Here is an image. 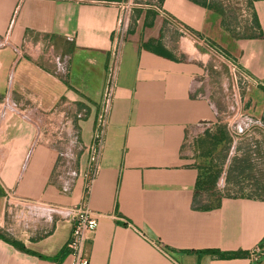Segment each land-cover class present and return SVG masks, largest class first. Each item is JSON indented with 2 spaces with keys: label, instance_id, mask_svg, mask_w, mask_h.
<instances>
[{
  "label": "crops",
  "instance_id": "0c3cea01",
  "mask_svg": "<svg viewBox=\"0 0 264 264\" xmlns=\"http://www.w3.org/2000/svg\"><path fill=\"white\" fill-rule=\"evenodd\" d=\"M124 1L0 0V264H70L67 214L84 199L86 147L116 39V4ZM149 2L130 11L87 196L99 218L84 256L88 264H264V156L254 158L264 144L250 146L253 185L240 186L236 161L228 186L240 194H218L211 168L233 113L224 66L202 43L250 76L240 115L258 140L264 0H244L241 26H228L215 0ZM241 141L226 146L240 149ZM209 174L212 189L196 192ZM255 247L263 250L258 262L249 255Z\"/></svg>",
  "mask_w": 264,
  "mask_h": 264
},
{
  "label": "built area",
  "instance_id": "2783aa9c",
  "mask_svg": "<svg viewBox=\"0 0 264 264\" xmlns=\"http://www.w3.org/2000/svg\"><path fill=\"white\" fill-rule=\"evenodd\" d=\"M116 5L119 9L117 26L115 29L116 39L106 70L105 84L100 101V109L96 117L95 127L92 133V140L89 146L86 147L88 152V161L86 170L83 174L85 183L84 199L79 205L72 207L67 214L68 220L71 222L72 227L70 240L68 243L70 264H88V259L84 256V245L89 240L90 236L95 233L99 218V214L94 213L89 209L87 196L90 186L99 171V161L102 154L104 136L108 128L112 104L115 96L120 51L128 28L130 11L133 8L131 0L124 1ZM160 13L163 14L161 10ZM164 17L170 26L176 28L183 35L191 36L194 39H199L197 35L192 33V31H190L181 23L169 16L164 15ZM202 43L206 47H209L215 53L218 59H220L227 67L230 82L228 100L230 109L233 113V127L231 128V133L234 137H238L254 125L250 119L240 115L242 94L245 86L251 81V78L240 68L236 60L229 57L216 45L210 43L207 40H202ZM237 118H240V121H236ZM262 252L263 250L261 247H255L249 252V255L255 262H258L262 256Z\"/></svg>",
  "mask_w": 264,
  "mask_h": 264
},
{
  "label": "rangeland",
  "instance_id": "374dc122",
  "mask_svg": "<svg viewBox=\"0 0 264 264\" xmlns=\"http://www.w3.org/2000/svg\"><path fill=\"white\" fill-rule=\"evenodd\" d=\"M132 4H146L149 5L151 4V2H149V0H131ZM215 2L218 3V6L223 10V16H224V20L227 22L228 26L229 24H233V25H245L246 24V11L244 8V0H215ZM221 64L224 66L225 69V73H226V78L228 81V86L230 89V82H229V77H228V70L227 67L224 65V63L218 59ZM232 116V115H231ZM230 122H226L225 120L222 122V134H225L228 138V142H231L234 140H239L241 139V143L239 144V148L240 149H235L232 150L231 149V145L229 146H225L224 147H218V152L217 154H215L214 156V162L212 164V172L219 173L218 176V181H217V188H218V194L220 195H227L229 197H237L240 193H238V190L234 189L233 186H228L231 183V180H229L231 178V175L234 176V174L231 173V171H233L231 169V165H234L233 162L238 161L241 169L240 171L243 174L244 180L240 181V186L243 188H246L250 185H253L254 180L253 178L248 180L246 177H250L253 175V171H247L249 170L252 166V162L250 161L249 155L250 151H251V145L253 143H255L256 141H258L261 145L264 144V135L261 133L259 134L258 132H256L257 134V139L255 140L253 138V132L252 130H249L247 133H245L243 136L241 137H234L231 133V128L233 127L232 124V118L230 119ZM218 133V129L217 132ZM218 135V134H217ZM233 136V137H232ZM237 150L240 151L239 154H237ZM254 151V150H253ZM258 152L255 153V159L259 160V163H261L260 161L263 158V154L262 153V149L257 150ZM260 152V153H259ZM238 155V156H237ZM256 161V160H255ZM224 166H226V168H224ZM252 169V168H251ZM226 171V175L224 177H222V172ZM254 197V196H252Z\"/></svg>",
  "mask_w": 264,
  "mask_h": 264
},
{
  "label": "trees",
  "instance_id": "16d2710c",
  "mask_svg": "<svg viewBox=\"0 0 264 264\" xmlns=\"http://www.w3.org/2000/svg\"><path fill=\"white\" fill-rule=\"evenodd\" d=\"M223 140H225V141H228V138H227V136L226 137H221L220 138V141L222 142ZM215 181H216V176H214V175H210L209 174V176L207 177V180L206 181H204V182H200L199 183V181H198V186L196 185V192H201V191H206V190H208V188H211L212 189V187H213V185H214V183H215Z\"/></svg>",
  "mask_w": 264,
  "mask_h": 264
}]
</instances>
